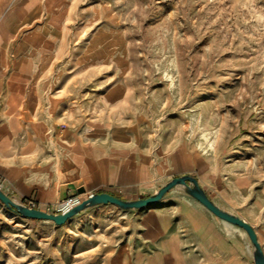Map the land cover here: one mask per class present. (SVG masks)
Here are the masks:
<instances>
[{
    "label": "rangeland",
    "instance_id": "1",
    "mask_svg": "<svg viewBox=\"0 0 264 264\" xmlns=\"http://www.w3.org/2000/svg\"><path fill=\"white\" fill-rule=\"evenodd\" d=\"M64 1L65 52L56 62L62 71L45 89L58 97L57 133L70 132L94 150L122 148L129 166L145 170L184 142L207 158L240 160L255 171L257 185L264 182V0ZM117 86L121 97L105 99ZM168 181L153 176L116 197L141 198ZM0 188L56 212L58 201L41 208L18 197L2 177ZM106 207L98 220L86 209L56 226L23 219L0 203V264H104L96 245L131 237L130 217L118 215L126 212ZM254 218L264 253V215ZM233 229V247L198 264H254L247 234Z\"/></svg>",
    "mask_w": 264,
    "mask_h": 264
},
{
    "label": "crops",
    "instance_id": "2",
    "mask_svg": "<svg viewBox=\"0 0 264 264\" xmlns=\"http://www.w3.org/2000/svg\"><path fill=\"white\" fill-rule=\"evenodd\" d=\"M64 2L0 0V177L15 194L45 208L59 201L63 185L120 194L143 188L153 176L170 180L187 174L214 204L250 225L256 215H264V182L257 185L255 171L240 160L207 158L178 142L145 170L129 166L122 148L94 150L70 132L55 131L53 121L62 118L56 111L58 97L45 89L57 83L62 71L56 62L65 52ZM122 94L121 87H113L105 99ZM40 103L46 108L40 109ZM107 205L87 208L88 214L98 220ZM124 212L118 215L130 217L131 237L117 245H96L104 264L206 263L233 247L229 233L235 226L176 189L146 210Z\"/></svg>",
    "mask_w": 264,
    "mask_h": 264
},
{
    "label": "water",
    "instance_id": "3",
    "mask_svg": "<svg viewBox=\"0 0 264 264\" xmlns=\"http://www.w3.org/2000/svg\"><path fill=\"white\" fill-rule=\"evenodd\" d=\"M175 187L179 188L182 192L197 200L201 205H203L217 218L243 229L247 234L252 245L253 263L264 264V253L257 240V236L253 227L240 217L231 214L214 204L205 194L203 189L198 185L197 180L187 174L171 178L156 192L144 198L122 199L105 191L95 192L90 193L79 203L75 204L70 209L60 213H51L37 207H31L22 200L12 199L7 194H5L1 190V188L0 203H2L6 209L16 213L23 219L47 220L52 221L56 226H61L65 224L68 219H70L80 211L99 204H112L124 211L135 209L142 210L147 206H152L154 203L159 201L168 191ZM84 192L85 190L83 189V187L75 188L73 184L63 185L60 188L59 200L73 197L77 194H82Z\"/></svg>",
    "mask_w": 264,
    "mask_h": 264
},
{
    "label": "built area",
    "instance_id": "4",
    "mask_svg": "<svg viewBox=\"0 0 264 264\" xmlns=\"http://www.w3.org/2000/svg\"><path fill=\"white\" fill-rule=\"evenodd\" d=\"M81 200L78 198V196H73V197H69V198H65L63 200H59L56 203V212L55 213H60V212H64L68 209H70L72 206H74L75 204L79 203ZM27 205L33 207V202L32 201H27L25 202Z\"/></svg>",
    "mask_w": 264,
    "mask_h": 264
},
{
    "label": "trees",
    "instance_id": "5",
    "mask_svg": "<svg viewBox=\"0 0 264 264\" xmlns=\"http://www.w3.org/2000/svg\"><path fill=\"white\" fill-rule=\"evenodd\" d=\"M100 192H102V191H100ZM112 195H114V196H116V194L115 193H111ZM148 196V195H147ZM147 196H141V198H144V197H147Z\"/></svg>",
    "mask_w": 264,
    "mask_h": 264
}]
</instances>
